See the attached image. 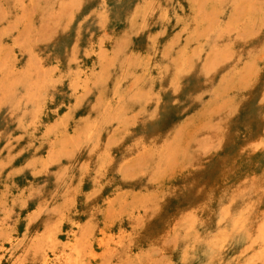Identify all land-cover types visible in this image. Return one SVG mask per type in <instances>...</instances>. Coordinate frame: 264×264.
Returning <instances> with one entry per match:
<instances>
[{
  "label": "rangeland",
  "instance_id": "1",
  "mask_svg": "<svg viewBox=\"0 0 264 264\" xmlns=\"http://www.w3.org/2000/svg\"><path fill=\"white\" fill-rule=\"evenodd\" d=\"M261 188L264 0H0L7 259L264 264Z\"/></svg>",
  "mask_w": 264,
  "mask_h": 264
},
{
  "label": "bare ground",
  "instance_id": "2",
  "mask_svg": "<svg viewBox=\"0 0 264 264\" xmlns=\"http://www.w3.org/2000/svg\"><path fill=\"white\" fill-rule=\"evenodd\" d=\"M105 161H106V159L104 160V162ZM103 170H104V168H103ZM260 192L262 193V195H264V188H261ZM261 198H262V196H261ZM217 208L218 209H216L217 212L214 216V219H216L220 215V213H219L220 206L218 204H217ZM40 237H41V235H34L29 239L27 238L28 242L25 243L24 248L21 249V252H19L17 255H13L14 257H12V260L7 259V257H9L8 253H9V251H11L9 248L14 243H17L19 241L18 240L19 238L17 236H15V238L10 239L8 241V246H0V264H72V261L70 260L71 259L70 256L68 254L62 252L61 250H55V251L43 250V248L40 246V240H41ZM258 240L263 241L262 238H259ZM245 245H243V246H245ZM50 249H52V248H50ZM241 252L242 253H240V255H239L241 259L239 258L240 260L238 263L244 264V263L249 262L246 251H241ZM250 264H251V262H250Z\"/></svg>",
  "mask_w": 264,
  "mask_h": 264
}]
</instances>
